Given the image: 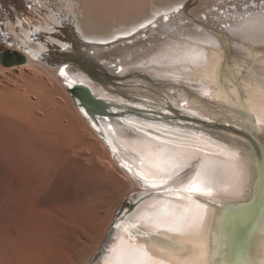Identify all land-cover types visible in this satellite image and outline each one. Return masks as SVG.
Masks as SVG:
<instances>
[{
	"label": "bare ground",
	"instance_id": "6f19581e",
	"mask_svg": "<svg viewBox=\"0 0 264 264\" xmlns=\"http://www.w3.org/2000/svg\"><path fill=\"white\" fill-rule=\"evenodd\" d=\"M43 5L48 11L39 10L45 20L40 27L51 35L45 36L39 43L29 41L26 44L27 61L19 66L37 62L36 57L42 58L52 64L44 66L56 76L60 75L70 84L86 86L95 97L108 101L111 107L109 105L105 116L98 117L97 123L88 119L84 109L82 112L107 144L115 160L121 163L122 169L140 184L139 191L131 195L130 200L135 201L133 209L123 218L116 217L115 227L112 225L108 232L109 240L103 243V249L89 264H118L120 251L129 247L143 248L154 260H162L164 264H179L185 255L195 252L193 245L201 243L210 252V264H259L264 258V236L260 230L264 219V0H60L57 3L43 1ZM141 25L144 27L141 28ZM23 31L30 37L27 29ZM69 59L76 65V62L84 65L86 70L93 67L103 82L91 78L76 65L65 62ZM124 75L133 77L126 80ZM32 83L33 79L26 80L18 88L16 85L13 92L10 85L7 91H11L12 95L15 92L18 99L31 90L35 92L38 85L34 83L32 89L29 85ZM21 87L26 88L25 93L21 92ZM185 116L205 122L232 124L251 132L261 146L263 160L251 140L225 129L206 127V124ZM100 129L104 134L100 133ZM55 138L42 134L45 143L51 144ZM41 146H37L40 149L38 152L35 149L36 158L42 152ZM58 164H54L57 168L52 166L54 171L47 169V172L52 170L54 175L48 173L53 178L56 169L57 173L62 172L60 178L63 185L69 184L75 192L70 197L62 196L60 190H65L60 187L59 196L52 195L56 198L53 202L60 205V209L68 208L66 212L70 209L77 212L83 203L78 190L81 184L72 186L76 179L73 177L75 180H71L78 173L76 170L74 174L70 173L66 171L68 166L59 167ZM79 169L84 171L82 166ZM21 170L19 173L23 175L25 170ZM31 172L33 174V170ZM197 172L200 178L196 183L206 181L211 193L203 184L200 193L188 190ZM27 173L23 176L29 178ZM47 175L43 181L41 179L43 185L53 181ZM18 181L15 187L17 185L18 193H22V217L19 219L17 216L15 221H18L17 229L22 230L23 227L27 231L25 225L31 226L33 219L32 215L23 212V196L27 194L30 200L33 199V191H39L42 182L38 180L39 188L36 186L35 190L27 187L25 179ZM33 182L28 184L34 188ZM45 186L46 189L51 188L50 185ZM48 191L42 192L43 195H51H47ZM34 195L38 194L35 192ZM258 195L260 200L256 203ZM47 211L44 210L45 214ZM34 213L39 216L36 211ZM88 215L79 218L75 214L69 215L67 222L76 226L72 235L79 238V242L82 239L81 230L90 228L94 220ZM27 217L31 220L29 224ZM39 217L42 218V214ZM193 218L198 220V226L191 232L178 234L169 231L177 223ZM26 231L23 234L27 235L29 230ZM32 232L36 237L40 233L38 230L37 233ZM25 235L18 238L25 239ZM41 235L42 238H37L44 241L46 236ZM61 235L64 240L65 235ZM53 239L56 245H51L52 241L49 243L50 237L47 238L48 245L46 241L43 244L39 240L38 244L35 238L29 243H36L38 247L43 244L45 251L49 248L50 255L48 260L44 259L45 264H58L54 251L60 252V256L66 254V257L72 254L71 250L79 251L78 242H75L77 239L72 244L70 239V246L61 245L59 241L62 238L58 244L57 237ZM25 242L21 241L23 247ZM81 244L85 248L87 243ZM169 248L176 255L161 251ZM14 249L0 252V264H21L24 257L21 254L27 249L23 248L21 254L20 251L15 253ZM31 251L33 253L34 250ZM74 253L77 254L76 251ZM18 256L22 260L19 258L16 263ZM38 258L30 260L40 264L36 261Z\"/></svg>",
	"mask_w": 264,
	"mask_h": 264
},
{
	"label": "rangeland",
	"instance_id": "374dc122",
	"mask_svg": "<svg viewBox=\"0 0 264 264\" xmlns=\"http://www.w3.org/2000/svg\"><path fill=\"white\" fill-rule=\"evenodd\" d=\"M43 1L57 3L60 0H0V5L2 6L0 7V52L4 50L5 48L9 47V48L19 50L22 54L27 55L28 53L26 49V44L29 41L30 43L34 41H35L34 43H39L43 40V38H45V36L51 35L49 31H46L40 27L42 24L41 22H45V20L43 16L40 15L39 10H41L42 12L48 11L44 5L42 6ZM23 29H27L29 31L30 37L26 36L27 33L24 32ZM36 59H37L36 60L37 62H33L32 63L33 65L28 64L27 66H19V65L4 66L0 63V194H1L0 195V252H11L12 251L11 249L19 247V249L17 248V250L16 249L14 250L16 251L15 253L18 254L17 251H20L19 253L21 254V250L23 251V248H24V249H27L28 251L24 250L23 252H27V253L23 255L24 253L22 252L21 255L24 256L26 260L24 259V257H22L23 258L22 260V258H20L21 256L20 257L18 256L17 258L18 261L17 259L14 260L15 262L17 261L16 263L22 260L21 264H24V263L28 264L30 261L32 262L29 264H32V263L34 264L35 259L38 258L37 255H39L40 258H38L36 261L40 262V264H45L44 259L48 260L49 255H50L47 251L49 250V248L46 249L47 251L46 252L45 248L43 247V244L44 243L46 244V242L48 245L47 238L50 237L51 240L49 241V243L52 241L51 245L52 243L56 245L53 237L54 238L57 237V239H55L57 244L60 242L61 245L68 246L69 244L70 246V239H71V244L74 242L75 239H77L74 237L75 235H72V233L75 232L74 230H76L77 228L76 226L74 227V225H71L72 222H70L71 224L67 222L69 221L68 220L69 215L73 216V214H75V217L78 216L77 218H79V217H82L83 215L86 216L89 214L88 217L91 215L90 218L94 220L92 224L89 225L90 228L87 227L86 229L83 230V231H87L86 234H84L85 232L83 233V231L81 230L82 232V236H81L82 239H80L81 241L79 242V238L75 240L76 243L78 242L77 248L79 249V251L77 249L70 251L72 254L74 253V251L77 252V254L74 253L75 257L74 255L70 253L67 254L68 257H66V254L64 255L62 253H61L62 255L60 256L59 254L60 252L54 251L53 253V256L58 262V264H61V263L62 264H89L92 258L101 249L104 241L106 240V237L108 235V232L111 226L114 224L116 217L119 215L122 209L128 206L129 200L131 199V195L139 191L140 184L136 181V179L133 176L129 175L125 170L122 169L121 163H118L117 160H115L107 144L97 134V132L92 128V126L90 125L86 117L84 116V113L82 112L83 108H80L77 105L72 93L67 89L60 75H57L59 76V78H57V76L54 74L52 70L50 69L48 70V68L44 66V65L52 66V64L39 57L38 58L36 57ZM40 62L43 64H40ZM15 66H18V67H15ZM132 77L129 75H124V78L126 80L127 79L129 80ZM25 79L27 81L28 80L31 81L33 79V83L29 84L32 86V87L30 86V88L33 89L34 88L33 84L37 83L38 86L36 88L38 90L35 88L36 89L35 90L36 93H35L33 90L29 89L31 91L28 95L26 93L25 95L17 99L16 93L14 92L13 95L11 93L16 88L15 86L17 85V88H18V85L20 83H24V81H26ZM35 79L38 82L34 81ZM8 87H11L12 92L7 91V90H10V88L8 89ZM21 89H22L21 92L26 90L25 87H21ZM37 91H39V93H37ZM26 96L28 97L26 98ZM31 120L33 121L31 122ZM33 123L35 125H32ZM37 130H39L40 132ZM36 133L37 134L40 133L41 136L36 135ZM42 134H50L53 137L55 136L56 137L54 140L55 142L52 141L53 143H51L53 145L49 143H45L42 139ZM37 146L42 147V150H41L42 152H40L39 155H37L39 159L35 157L36 155L35 149L37 152L40 150ZM45 148L47 149V151L45 150ZM40 154L43 156L44 159L41 158ZM58 162L60 163L58 164ZM62 162L65 164L60 165ZM55 163L56 165L58 164L59 167L63 165L68 166L69 168L68 167L66 168L65 166L64 167L66 168V171L70 173L72 172L74 174L73 171L75 170L78 173V175L75 173L76 175L74 174L72 176L71 181H74L76 179L72 186L77 185L78 187L81 184L80 187H78V190L80 194L79 196L80 200L83 202L81 209L83 208L84 211L83 210L81 211V209L77 211L79 214H81L80 216L75 210L72 211V209H70L71 207L69 208L70 210L66 212L68 208L61 207L60 209V207H58L60 205H56L53 202V199H56L57 196H59L60 191H61L60 195L62 196L64 195L68 197H70V195L73 192H75V190L72 187L68 186L69 184L63 185V181L60 178L61 177L60 173L62 172L57 173V169H56L55 173L57 174V176L55 174V178H57V180L51 176V175H54L53 171L55 169L53 168L58 167L54 165ZM79 165L83 167V170L85 172L84 171L82 172V169H79L81 168V166L79 167ZM72 166H76V167L74 168ZM86 166H88V169L85 170ZM21 168H22L21 170L22 172H24V170L27 168L25 170V173L26 171L28 172L27 174L29 178L27 177V175L25 177L23 176L25 175V173H23V175L19 173ZM47 169L48 170L52 169L53 171L51 170L48 172L49 173L52 172L53 174L51 173L50 175L47 172ZM59 169L58 171H60ZM78 169L80 170V172ZM32 170H33V174L31 172ZM21 175L23 177L22 178L23 180L21 179ZM46 175L50 176L48 177V179H53V181L49 180L48 182H47V178L45 179L47 183L46 182L44 183H46L47 186L50 185L51 187V188L47 187L49 191L48 189L45 188L46 184L43 185V182H42L43 179L46 177ZM24 179H25L26 184L28 185L27 186L28 188L30 187L31 189L36 190L37 188L40 187L39 189L41 190V191L40 190L33 191L34 200L32 198L30 200V196H28L27 194L23 196V202L25 201V204H23L25 205L23 207L24 214L25 215L29 214L30 216L32 215L33 222L34 220L36 221L35 222L36 224L32 222V225L34 224L33 227L32 225L30 226L29 223L31 222L30 220L31 217L28 215V217H30L29 219L27 217V220L29 221L28 222L29 226L25 225V227H27V229L29 230V231L27 230L28 232L25 230L26 228L23 229V227H21L22 230L17 229L16 224L18 221H15V220H18V218L20 219V217H22L21 211H20V208H21L20 201L22 198L21 197L22 193L20 194L18 193V188H16L17 185L15 187V184H17L16 181L18 180L24 181ZM28 180H32L30 182L34 181L32 183L35 186L34 188H33V185L30 186L31 183L28 182ZM38 180L41 181L42 184L40 183L39 185ZM54 181L56 182L53 183ZM57 181L59 182L57 183ZM49 182H52V183L49 184ZM9 183H12V185ZM28 183H30V185ZM7 184H9V186ZM41 185L44 186V190L46 189L45 191H48L47 195L49 194L51 195L46 196V194H44L45 195L44 197L43 193L45 191H42L41 188L43 187ZM55 187L57 188L55 189ZM60 187L64 188L65 191L63 192L62 190L59 191L58 189H60ZM6 188H8V190ZM14 189H17V190H14ZM55 190L56 192H54ZM66 191H69V192H66ZM16 192L18 193L17 195H16ZM35 192L38 195L35 196L34 195ZM56 193L58 194L56 195ZM52 195L56 196V198L53 197ZM16 196L19 199H16L17 198ZM12 199L14 200V203H12L13 202ZM41 200L43 201V203ZM26 202H29L31 205ZM16 203L18 205L14 206ZM51 203L53 204V206L51 205ZM40 204L43 205L42 207L48 204L49 206L47 205L46 207H48L47 209L50 211L48 212L46 207L42 208ZM50 205H51V208L55 207V209L54 208L51 209ZM16 207L17 209H13ZM57 208H59L58 211H57ZM11 209L13 210V214L11 213L12 212ZM34 209L39 216L42 214V218L45 215L47 217L45 216L42 219L39 216H36V214L34 213L35 212ZM37 209L39 210L37 211ZM44 210L47 211L49 214L47 212H46L47 214H45ZM51 210H54V211H51ZM55 212L57 213L55 214ZM72 212H76L77 214L72 213ZM82 212H84V214H82ZM10 213L14 215L13 218ZM56 216H59L60 218L59 217L57 218ZM34 217H37L38 220H36L37 218L34 219ZM38 221L39 223H37ZM73 222H74L73 224L75 225L78 224V223L76 224L75 221ZM99 225L101 226L99 227ZM70 226L73 227V229ZM77 226L81 228V226L79 225ZM87 229L90 230V232ZM37 230L38 232H40L37 237L41 236L40 238H42L41 234L43 235L45 234L46 238L45 239L43 238L44 241L42 239L40 240L39 238H37L35 234L32 232V231H35V233H37ZM44 230L45 231L47 230V231L45 232ZM51 230L54 232H52ZM70 230H72L73 232H69ZM23 231L24 232L26 231L27 235L23 234L24 233ZM51 234L53 235L56 234V235L53 236ZM61 234L65 235L64 240ZM87 234H88V237L86 236ZM19 235L22 238H24L23 235H25L26 238L22 239L20 237L21 238L20 239L18 238ZM13 236L16 237L17 239L14 238ZM34 238L36 240H34ZM60 238H62L61 239L62 242L61 240L59 241ZM12 239H14L15 241ZM19 239L23 242L26 241L25 242L26 245L24 244V247L22 246V243L21 241H19ZM11 240L14 243H12ZM32 240H34L35 242L37 241L38 244L43 242V244L38 247L35 245L36 243H31L32 245L31 247L29 243L32 242ZM38 240L41 242L39 243ZM9 241L11 243H9ZM85 241L87 244L84 248L83 246L84 244L82 245L81 243H85ZM79 244L81 247L79 246ZM27 245L30 246V248H28ZM47 245H46V248H47ZM80 248L82 249L80 250ZM38 249H40V251ZM31 250H34L33 253ZM35 255L36 257H33ZM64 256L67 259L72 256L74 258L72 259L70 258L71 260L69 259L67 262L66 261L67 259L64 258ZM28 257H30L34 261L30 260V258L28 259ZM42 261L43 263H41Z\"/></svg>",
	"mask_w": 264,
	"mask_h": 264
},
{
	"label": "water",
	"instance_id": "95a60500",
	"mask_svg": "<svg viewBox=\"0 0 264 264\" xmlns=\"http://www.w3.org/2000/svg\"><path fill=\"white\" fill-rule=\"evenodd\" d=\"M10 58L12 61L8 62L7 60H10ZM26 61H27L26 56L17 50L8 49L7 51L2 52V54L0 55V63L4 66L20 65V64L25 63ZM65 62H67L71 65H74V66L76 65L70 59L66 60ZM76 63H77L76 67L78 69H80L84 73H87L91 78H94V79L98 80L99 82L100 81L103 82L100 78V75H98V73L96 72V70L93 67L92 68L88 67L89 69L90 68L91 69L86 70L84 68V65H81L79 62H76ZM62 79L64 81V84L68 88V90L72 93L77 105L80 108H83L85 110V112H87V113H85V115L88 117V119H91L92 121H95L97 123V122H99L98 117L100 115L105 116V114L108 113V111L111 107V104L108 101L101 99V98H98V97H95L86 86L79 85V84H70L63 77H62ZM109 105H110V107H109ZM185 117H189V118H191V120L196 119L197 121H199L203 124H206V125H204L206 127L225 129V130H228L230 132H233L234 134H236L239 137H243V138L251 140V142L259 150V154H260V157L262 159L261 146L259 145L256 138L252 135L251 132H248L245 130H240V129L234 127L232 124L219 123V122H205V120H200L199 118H193L192 116H185ZM100 133L104 134V131L100 129ZM259 200H260V195L257 196L256 203H258ZM134 203H135V201L129 200V204H128L129 207L127 208V206H126L124 209H122V211L118 215V219L123 218L125 215H127L126 213H128L131 209H133ZM113 227H115V225H113ZM113 227H112L111 231L113 230ZM109 237L110 236L108 235L104 244L109 240ZM104 244H103V246H104ZM103 246L101 249H103Z\"/></svg>",
	"mask_w": 264,
	"mask_h": 264
},
{
	"label": "snow or ice",
	"instance_id": "6c2138e0",
	"mask_svg": "<svg viewBox=\"0 0 264 264\" xmlns=\"http://www.w3.org/2000/svg\"><path fill=\"white\" fill-rule=\"evenodd\" d=\"M141 28L144 25L140 26ZM200 178V173L197 172L196 177L189 184L188 190L200 193L203 187L211 193V188L208 187L206 181L196 183V180ZM155 187V185H153ZM198 226V220L193 218L191 221H184L183 223H177L175 226L170 227L169 231L176 232L178 234H184L185 232H191ZM261 235L264 236V219L261 221ZM195 252L190 255H185L183 259L179 261V264H210L208 259L210 252L206 250V245L195 244L193 245ZM161 251H167L170 255H176L172 249H161ZM262 256H264V244H262ZM118 264H164V261H156L149 255V252L143 248L129 247L120 251V257ZM259 264H264V258L259 261Z\"/></svg>",
	"mask_w": 264,
	"mask_h": 264
},
{
	"label": "flooded vegetation",
	"instance_id": "af4514ba",
	"mask_svg": "<svg viewBox=\"0 0 264 264\" xmlns=\"http://www.w3.org/2000/svg\"><path fill=\"white\" fill-rule=\"evenodd\" d=\"M0 7H2L1 5H0ZM8 49H11V50H16V49H13V48H5L4 50H2L1 52H0V55L2 54V52H4V51H7ZM17 51H19V50H17ZM8 62H11L12 60H11V58H10V60H7Z\"/></svg>",
	"mask_w": 264,
	"mask_h": 264
}]
</instances>
